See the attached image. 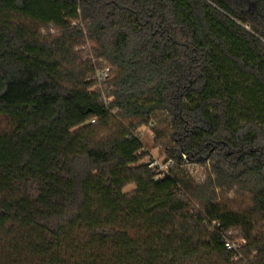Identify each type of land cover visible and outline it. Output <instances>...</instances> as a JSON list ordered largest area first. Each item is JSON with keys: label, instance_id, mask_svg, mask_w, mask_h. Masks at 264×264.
Wrapping results in <instances>:
<instances>
[{"label": "trees", "instance_id": "trees-1", "mask_svg": "<svg viewBox=\"0 0 264 264\" xmlns=\"http://www.w3.org/2000/svg\"><path fill=\"white\" fill-rule=\"evenodd\" d=\"M0 264H264V0H0Z\"/></svg>", "mask_w": 264, "mask_h": 264}, {"label": "rangeland", "instance_id": "rangeland-1", "mask_svg": "<svg viewBox=\"0 0 264 264\" xmlns=\"http://www.w3.org/2000/svg\"><path fill=\"white\" fill-rule=\"evenodd\" d=\"M155 126V125H154ZM139 138L142 141L144 148L146 152L149 154V156L145 159V162H148L149 160H154L156 163V167H158V171H164L167 168V159L162 153V150L159 148V146L155 143V133L154 130L149 128L148 126L142 127L139 130ZM208 172L207 175L208 176ZM136 186L130 185L124 189V193L129 194L135 191ZM229 199H232V196L228 197ZM233 204L235 207L239 206H246L249 204V198L245 196L244 194H238L233 199ZM238 235V234H237ZM236 234L232 235V239H234L237 242H241V240H238V237Z\"/></svg>", "mask_w": 264, "mask_h": 264}, {"label": "built area", "instance_id": "built-area-1", "mask_svg": "<svg viewBox=\"0 0 264 264\" xmlns=\"http://www.w3.org/2000/svg\"><path fill=\"white\" fill-rule=\"evenodd\" d=\"M110 73L111 70L109 68H106L104 70H100V71H96V81L98 83L97 87H95L94 91H101L102 92V98L103 101L105 102L106 105L110 104L113 100V98H109L106 94L105 91L103 89V86L109 81L110 79ZM114 113H116L114 111ZM94 122V121H93ZM152 127V125L150 126ZM148 163L150 164V167L155 169L156 172H159V174H161L160 176H164L165 174H167L170 170V168L173 166V162L171 161H167V168L164 171H158V167H156V162L154 160H149ZM215 229H218L220 226L216 223L213 224ZM232 232H223L221 231V237L223 242L225 243L227 249L229 251H231L233 253V256L235 258V260H240L242 258L241 255V249L242 247L245 246V242L241 241V242H237L234 239H232Z\"/></svg>", "mask_w": 264, "mask_h": 264}]
</instances>
